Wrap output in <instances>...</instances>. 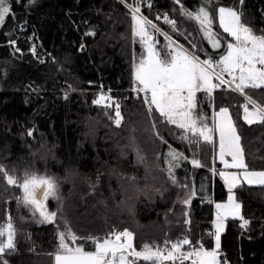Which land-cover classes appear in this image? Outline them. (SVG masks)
<instances>
[{"label": "trees", "instance_id": "obj_1", "mask_svg": "<svg viewBox=\"0 0 264 264\" xmlns=\"http://www.w3.org/2000/svg\"><path fill=\"white\" fill-rule=\"evenodd\" d=\"M221 2L234 5V0ZM152 3L153 15L157 11L172 15V0H152ZM12 7L14 18L0 26V162L10 169L15 166L19 174L25 161L31 162L35 156V167L41 172L45 165L49 174L58 177H64L68 170L71 174L62 181L61 196L64 215L78 236L103 237L115 227L133 231L137 248L144 243L163 245L166 238L175 240L186 227L177 223L183 220L182 206L173 203L177 189L163 191L167 187L164 175L155 168V154L161 151V145L146 131L149 125L144 106L131 93V56L133 48L138 55L140 47L133 46L128 38L130 20L124 6L119 0H34L32 4L28 0L18 3L12 0ZM244 8L246 22L254 28L264 27V0H245ZM176 18L178 27L191 33L194 42H199L192 23ZM159 26L167 30L163 21H159ZM92 29L96 32L94 37L84 35ZM10 39L16 40L15 46L8 43ZM180 42L185 43L183 38ZM81 43L85 45L82 52L78 51ZM32 45L45 55L50 53L56 63L49 56L41 63L29 51ZM203 46L210 47L206 42ZM15 47L21 51L15 52ZM65 82L76 89L67 99L64 98ZM109 88L121 101L124 121L119 128L104 116L102 108L92 104L101 90L107 92ZM248 94L264 105V92L251 90ZM214 98L217 109L229 107L242 136L249 168L264 170V125H247L242 121L244 99L240 95L217 90ZM204 104L211 113L207 100ZM33 125L37 126L38 131L34 133L37 141L46 142L51 149L44 160L35 151L37 144L21 135L26 127ZM38 133L44 134L42 141ZM165 138L173 147L185 151L181 141L167 135ZM132 147H139L145 154L147 172L144 166L136 164ZM212 155L211 145L202 144L199 153L202 161L210 165ZM215 167L218 170L219 166ZM113 170L135 174L137 180H118L112 175ZM98 174L100 184L93 193L89 181L95 183ZM190 175L195 177L198 192L203 179L208 199L202 203L199 194L193 199L189 234L193 239L203 237L207 246L206 233L214 219V204L209 200H225L227 189L219 177L214 181L207 179L208 168L190 171ZM177 176L181 179L184 176L181 169ZM154 188H161L163 195L154 192ZM138 189H145L148 194ZM16 195L19 193L11 186L6 190V185L0 183V223L6 219L8 210L18 229L17 251L6 259L9 264H54L49 254L58 243L55 226L31 220L22 223L19 216L30 214L25 208L17 212ZM237 198L243 202V214L252 224L241 235L239 223L229 220L221 236L222 250L231 264H264V227H261L264 186H246L237 190ZM49 207L55 210V202L50 201ZM57 222H60L59 213ZM85 249L91 250L90 244H85Z\"/></svg>", "mask_w": 264, "mask_h": 264}, {"label": "snow or ice", "instance_id": "obj_2", "mask_svg": "<svg viewBox=\"0 0 264 264\" xmlns=\"http://www.w3.org/2000/svg\"><path fill=\"white\" fill-rule=\"evenodd\" d=\"M119 2L130 20L128 38L133 46L138 44L140 47L139 54L133 48L131 56V93L144 106L149 125L146 131L161 145V151L155 154V168L164 175L167 187L163 191L169 188L178 190L173 203L182 206L183 220L177 223L186 227L175 240L166 238L163 245L144 243L140 248L134 245L135 233L128 228L116 230L113 227L103 237L78 236L64 215L61 196L62 181L67 180L71 173L66 170L64 177H58L49 174L46 165L41 172L35 167V156L31 162L25 161V167L19 174L15 166L10 169L0 162V183L6 185V190L7 186H11L19 193L14 197L17 212L25 208L30 214L28 217L19 216L22 223L31 220L55 226L58 243L55 251L49 254L54 264H231L221 246V236L227 230L228 221L231 219L239 223L241 235L252 224V220L243 214V202L237 198V190L246 186H264V170L249 168L237 123L229 107L220 106L217 110L214 93L220 89L240 95L244 99L242 121L247 125H264V105L248 94L251 90L264 92V27L254 28L246 22L245 0H234V5H226L221 0H191L190 7L189 0H172L171 16L168 12L158 11L153 15L152 0ZM28 3H34V0H28ZM146 12L153 18L150 19ZM14 16L12 0H0V26ZM176 17L192 23L193 31L199 34V42H194L190 38L191 33L178 27ZM161 20L167 25V30L159 26ZM84 35L94 37L96 32L90 30ZM180 38L185 43H181ZM204 42L210 47H204ZM8 43L15 46L17 42L10 39ZM84 49L85 45L81 43L78 51ZM14 51L20 52L21 49L15 47ZM29 51L41 63L45 62L37 56L36 45H32ZM47 55L51 57L50 53ZM51 60L56 63L55 57ZM59 67L62 68V65ZM65 83L64 98L67 99L70 92L76 89ZM205 100L211 107L210 120L203 110ZM92 104L102 108L104 116L117 128L121 126L124 121L121 101L111 94L110 88L107 92L101 90ZM37 131V126L33 125L26 127L21 135H26L37 144L35 151L44 160L51 149L46 142L37 141L34 135ZM38 135L42 141L44 134ZM166 135L181 141L185 151L173 147ZM131 139L134 141L135 137ZM202 144L212 147L210 165L199 156ZM131 151L136 164L144 166L147 172L145 154L139 147H132ZM217 160L223 165L220 170L215 167ZM204 168L210 172L207 179L214 181L219 177L227 189L225 200H209L214 204L215 213L211 228L206 233L209 238L207 246L203 237L193 239L189 234V211L193 199L198 194L202 203L208 199L203 179L198 192L195 177L190 175V171ZM177 169L183 171L182 179L178 178ZM112 175L118 180H137L135 174L121 171L113 170ZM100 180L98 174L95 183L89 181L93 193ZM120 187L123 189V185ZM138 190L148 194L145 189ZM153 191L163 195L161 188H154ZM50 201L55 202V210L49 207ZM17 234L12 213L6 210V219L0 223V264H9L6 256L17 251ZM25 235L30 238V234ZM85 244H90L91 250H86Z\"/></svg>", "mask_w": 264, "mask_h": 264}, {"label": "rangeland", "instance_id": "obj_3", "mask_svg": "<svg viewBox=\"0 0 264 264\" xmlns=\"http://www.w3.org/2000/svg\"><path fill=\"white\" fill-rule=\"evenodd\" d=\"M92 30H94V29H92ZM90 31V30H89ZM36 49H37V56H40L44 61L46 60V56H48V55H45L44 54V52L43 51H40L38 48H37V46H36ZM217 90H220V89H217ZM251 106V105H250ZM210 109H211V107H210ZM203 110H204V112L208 115V117H209V120L211 119V114H212V112L211 113H209V111H208V109L205 107V104L203 105ZM218 110V109H217ZM217 137H218V134H217ZM215 165H217V166H219L220 165V162H219V160H217V164H215ZM223 166V165H222ZM223 168V167H222ZM220 166H219V169L218 170H220V169H222ZM177 172H178V169H177Z\"/></svg>", "mask_w": 264, "mask_h": 264}, {"label": "crops", "instance_id": "obj_4", "mask_svg": "<svg viewBox=\"0 0 264 264\" xmlns=\"http://www.w3.org/2000/svg\"><path fill=\"white\" fill-rule=\"evenodd\" d=\"M161 21H163V20H161ZM216 91H217V90H216ZM216 91H215V92H216ZM214 94H215V93H214ZM216 162H217V161H216ZM216 164H217V163H216ZM219 166H220L221 168L223 167L221 163H220ZM218 169H219V168H218ZM251 187H262V186H251ZM214 213H215V208H214ZM230 220H231V219H230Z\"/></svg>", "mask_w": 264, "mask_h": 264}]
</instances>
